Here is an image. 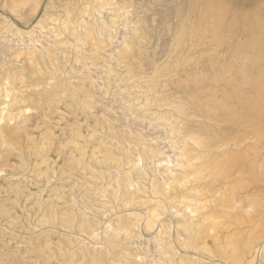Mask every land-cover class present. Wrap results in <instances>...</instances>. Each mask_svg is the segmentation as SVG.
Wrapping results in <instances>:
<instances>
[{
    "label": "rangeland",
    "instance_id": "1",
    "mask_svg": "<svg viewBox=\"0 0 264 264\" xmlns=\"http://www.w3.org/2000/svg\"><path fill=\"white\" fill-rule=\"evenodd\" d=\"M221 1L0 0V264H264V0Z\"/></svg>",
    "mask_w": 264,
    "mask_h": 264
},
{
    "label": "bare ground",
    "instance_id": "2",
    "mask_svg": "<svg viewBox=\"0 0 264 264\" xmlns=\"http://www.w3.org/2000/svg\"><path fill=\"white\" fill-rule=\"evenodd\" d=\"M196 1V0H195ZM221 1V0H220ZM224 1V0H223ZM194 2V1H193ZM214 2V1H213ZM222 2V1H221ZM182 3V2H181ZM209 3V2H208ZM218 4H220V3H218ZM183 6H185V5H183ZM185 7H187V6H185ZM180 9H182V8H180ZM184 9V8H183ZM234 10V9H233ZM241 11V10H240ZM184 12V11H183ZM195 12V11H194ZM187 15V14H186ZM234 15V14H233ZM232 15V16H233ZM201 16H202V14H201ZM181 18V17H180ZM200 18V17H199ZM236 18V17H235ZM239 18V17H238ZM183 19H184V17H183ZM241 19H243V18H241ZM180 20H182V19H180ZM240 20V19H239ZM228 21V20H227ZM245 21V20H244ZM233 22V21H232ZM237 22V21H236ZM235 22V23H236ZM184 23V22H183ZM228 23V22H227ZM183 25V24H182ZM184 25H186V23L184 24ZM189 25V24H188ZM247 25V24H246ZM230 26V25H229ZM240 26V25H239ZM249 26V25H248ZM184 27H186L187 28V26H184ZM189 27V26H188ZM192 27V26H191ZM193 27H195V26H193ZM244 27V26H243ZM246 27V26H245ZM188 29V28H187ZM186 30V29H185ZM195 30V29H194ZM232 30V29H231ZM190 31V30H189ZM193 32V31H192ZM191 37V36H190ZM193 37V36H192ZM259 39V38H258ZM256 40V39H255ZM261 40V39H260ZM260 43L261 42H259V45H260ZM262 43H264V42H262ZM253 45H255V44H253ZM264 45V44H263ZM251 46V45H250ZM261 46V45H260ZM254 47V46H253ZM240 48H242V47H240ZM251 48H252V46H251ZM260 48V47H259ZM264 48V47H263ZM238 50H239V47L237 48ZM243 49H245V47L243 48ZM253 50V49H252ZM256 50V49H255ZM261 50V49H260ZM263 50V49H262ZM249 51V50H248ZM240 52H242V51H240ZM250 52V51H249ZM259 52V51H258ZM256 53V52H255ZM255 53H253V54H255ZM250 54V53H249ZM259 54V53H258ZM258 54H256V55H258ZM251 55H252V53H251ZM255 55V56H256ZM261 55V54H260ZM247 57H249V56H247ZM253 59H254V57H252ZM252 58L250 59V61H252ZM256 58L258 59V58H260V57H257L256 56ZM247 59H249V58H247ZM249 64V62H246L245 64ZM253 63V62H252ZM244 64V63H243ZM244 64V65H245ZM248 66V65H247ZM250 66V65H249ZM252 67H253V65H251ZM247 68H249V67H247ZM248 80L249 79H247V82H248ZM249 81H252V80H249ZM246 82V81H245ZM251 83V82H250ZM248 84V83H247ZM252 85V84H251ZM248 86V85H247ZM247 104V107L249 108V107H251V108H253V107H257V109H259L260 107H261V102H260V104L259 103H257V104H255V103H252V101H249V102H247L246 103Z\"/></svg>",
    "mask_w": 264,
    "mask_h": 264
}]
</instances>
